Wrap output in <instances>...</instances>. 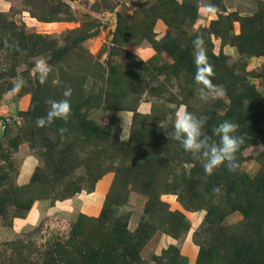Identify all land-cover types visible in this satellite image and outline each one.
<instances>
[{"label":"rangeland","instance_id":"374dc122","mask_svg":"<svg viewBox=\"0 0 264 264\" xmlns=\"http://www.w3.org/2000/svg\"><path fill=\"white\" fill-rule=\"evenodd\" d=\"M66 86L71 118L37 127ZM181 106L239 125L235 171L167 137ZM0 264H264V0H0Z\"/></svg>","mask_w":264,"mask_h":264},{"label":"clouds","instance_id":"9594fccd","mask_svg":"<svg viewBox=\"0 0 264 264\" xmlns=\"http://www.w3.org/2000/svg\"><path fill=\"white\" fill-rule=\"evenodd\" d=\"M208 13L215 14L218 9L213 4L204 6ZM6 47L14 48L16 51H21L18 44L10 45L7 38L4 40ZM193 46V62L195 65L194 80L198 87L197 91L199 99L208 102L212 99L222 98L225 95L223 85L214 84L212 78L215 76L214 66L210 63L207 49L203 37L199 34L192 41ZM35 75L40 84L48 82L52 74V66L47 60L41 58L34 63ZM28 81L21 77L13 84L12 91L20 92L26 87ZM71 86H66L63 92V99L56 100L49 98L45 103L49 106L46 116L36 118L37 127H47L60 119L67 122L72 115ZM121 128L119 139L122 143L127 142L132 136V126L135 114L120 112ZM209 117L205 115H196L189 112L186 107L181 106L175 112V120L171 131L165 132L169 139L179 141L186 152H190L194 159L202 163L203 169L207 175H212L213 172L223 166L229 171H235L237 167L236 153L244 144V136L238 135L239 125L233 121L224 120L212 129V136L218 137L219 140H214L204 131L205 125ZM64 131V129H60ZM218 187L213 189L214 193H218Z\"/></svg>","mask_w":264,"mask_h":264},{"label":"water","instance_id":"95a60500","mask_svg":"<svg viewBox=\"0 0 264 264\" xmlns=\"http://www.w3.org/2000/svg\"><path fill=\"white\" fill-rule=\"evenodd\" d=\"M9 118H11V116H10ZM7 119H8V118H7ZM7 119H6L5 121H7Z\"/></svg>","mask_w":264,"mask_h":264}]
</instances>
